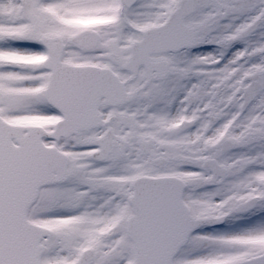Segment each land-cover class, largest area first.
<instances>
[{"label":"snow or ice","instance_id":"obj_1","mask_svg":"<svg viewBox=\"0 0 264 264\" xmlns=\"http://www.w3.org/2000/svg\"><path fill=\"white\" fill-rule=\"evenodd\" d=\"M0 264H264V0H0Z\"/></svg>","mask_w":264,"mask_h":264}]
</instances>
